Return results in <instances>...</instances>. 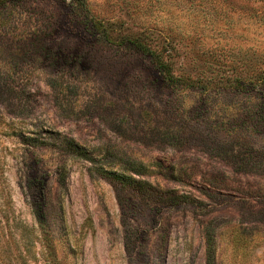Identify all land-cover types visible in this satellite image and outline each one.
<instances>
[{"label": "rangeland", "instance_id": "rangeland-1", "mask_svg": "<svg viewBox=\"0 0 264 264\" xmlns=\"http://www.w3.org/2000/svg\"><path fill=\"white\" fill-rule=\"evenodd\" d=\"M0 264H264V0L1 3Z\"/></svg>", "mask_w": 264, "mask_h": 264}, {"label": "trees", "instance_id": "trees-1", "mask_svg": "<svg viewBox=\"0 0 264 264\" xmlns=\"http://www.w3.org/2000/svg\"><path fill=\"white\" fill-rule=\"evenodd\" d=\"M8 0H0V4L1 3H5L7 2ZM18 1V0H17ZM97 23H94V26L96 27ZM103 32H105V30H103ZM107 34V33H106ZM122 41H126V42H129L131 45H133L134 47H136L137 49L141 50L142 52L154 57L155 59V63L157 64L158 68L164 73L167 75V79L170 80V81H173V75H170L169 74V70L167 69L168 67L165 65L164 61L162 60V56H161V52H156L154 51L151 47L148 46V44L141 40L139 37H124L122 39ZM169 74V76H168ZM118 176H121V175H118ZM123 177H126V175H122ZM38 213V212H37ZM39 216V215H38ZM19 245H18V249L19 250ZM27 249V252L30 251L29 248H26ZM10 251V250H9ZM23 256L22 254V251L18 253L17 256Z\"/></svg>", "mask_w": 264, "mask_h": 264}]
</instances>
